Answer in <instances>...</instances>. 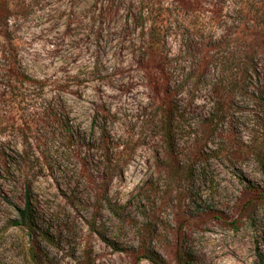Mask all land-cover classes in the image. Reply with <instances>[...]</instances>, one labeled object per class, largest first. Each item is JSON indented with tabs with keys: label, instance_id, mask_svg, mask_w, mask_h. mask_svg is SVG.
Listing matches in <instances>:
<instances>
[{
	"label": "rangeland",
	"instance_id": "rangeland-1",
	"mask_svg": "<svg viewBox=\"0 0 264 264\" xmlns=\"http://www.w3.org/2000/svg\"><path fill=\"white\" fill-rule=\"evenodd\" d=\"M10 4L0 264H264V0Z\"/></svg>",
	"mask_w": 264,
	"mask_h": 264
},
{
	"label": "trees",
	"instance_id": "trees-1",
	"mask_svg": "<svg viewBox=\"0 0 264 264\" xmlns=\"http://www.w3.org/2000/svg\"><path fill=\"white\" fill-rule=\"evenodd\" d=\"M12 4H10V0H0V26H5L7 25L10 17L13 16L15 13L14 8H12ZM264 30L260 29V39L263 38V32ZM8 65H11L9 68L8 72L14 75H20L21 73L18 71L16 72L14 70L16 66L15 60L12 61V63H8ZM15 72V73H14ZM22 75V74H21ZM21 79H26L27 81H35L33 78H30L28 76L20 77L17 76ZM41 83V82H39ZM248 191V196L245 198L242 204V211L241 213L244 215L246 211L252 206L254 202H261L264 201V188L256 186V185H248L247 187ZM18 224L24 226L30 236L32 237V232H34V228L36 227L34 218L32 216V211L29 202H26L25 206L23 208H18ZM143 248V251H142ZM177 253H176V264H187L189 261V256L183 252L181 247L177 248ZM141 259H148L152 262H155L157 264H164L163 260L159 258L157 255L153 254L150 250H148L146 247H141V249H138L134 251V260H141Z\"/></svg>",
	"mask_w": 264,
	"mask_h": 264
}]
</instances>
